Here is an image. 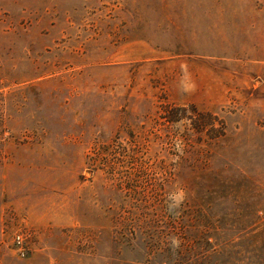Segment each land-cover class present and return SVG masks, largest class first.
<instances>
[{
  "label": "rangeland",
  "instance_id": "374dc122",
  "mask_svg": "<svg viewBox=\"0 0 264 264\" xmlns=\"http://www.w3.org/2000/svg\"><path fill=\"white\" fill-rule=\"evenodd\" d=\"M161 215L264 241V0H0V264H164Z\"/></svg>",
  "mask_w": 264,
  "mask_h": 264
},
{
  "label": "trees",
  "instance_id": "16d2710c",
  "mask_svg": "<svg viewBox=\"0 0 264 264\" xmlns=\"http://www.w3.org/2000/svg\"><path fill=\"white\" fill-rule=\"evenodd\" d=\"M183 111L190 113L185 116L191 121L197 132L205 133L210 139H216L225 135L224 122L211 112L198 111L194 106H191L188 111L183 108ZM173 116L172 114L171 117ZM171 217L168 216L165 219L161 215L153 220L155 226L150 224V221L144 222L143 227L147 229L142 232V235L147 231L149 232L148 234L156 237L153 243L151 241L141 242V237L138 243L139 247L136 246V243L134 246L131 243L128 244H130L132 249L135 248L137 251H140V248L145 251L148 249V254L153 253V258L158 257L164 264H231V257L223 248L220 250L221 246H219L217 241L211 242L206 232L199 234L200 231L194 229V224H190L193 230H189L188 225ZM196 220L197 216L194 217V221ZM191 221H193V218ZM153 227L155 229L152 233L151 228ZM204 229L209 231L208 227H204ZM261 235L264 236L263 233ZM214 237L213 239H215ZM173 239L178 240V246L173 244ZM129 240L131 238L124 239L127 242ZM253 241H256V239H251L250 244L244 249L247 250ZM250 252L251 255L248 258L247 264H264V241H261L259 245L252 246Z\"/></svg>",
  "mask_w": 264,
  "mask_h": 264
},
{
  "label": "clouds",
  "instance_id": "9594fccd",
  "mask_svg": "<svg viewBox=\"0 0 264 264\" xmlns=\"http://www.w3.org/2000/svg\"><path fill=\"white\" fill-rule=\"evenodd\" d=\"M195 89V84L192 82L191 76L187 70V68H184V77H183V91L185 92H191ZM176 201L178 202V207L183 203L185 199V193L183 191H178L175 196ZM171 207V206H170ZM178 240L173 239V244L178 246Z\"/></svg>",
  "mask_w": 264,
  "mask_h": 264
}]
</instances>
